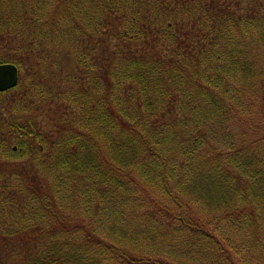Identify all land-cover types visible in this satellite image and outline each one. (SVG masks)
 <instances>
[{"label":"trees","instance_id":"trees-1","mask_svg":"<svg viewBox=\"0 0 264 264\" xmlns=\"http://www.w3.org/2000/svg\"><path fill=\"white\" fill-rule=\"evenodd\" d=\"M0 63V264H264V0H0Z\"/></svg>","mask_w":264,"mask_h":264},{"label":"rangeland","instance_id":"rangeland-1","mask_svg":"<svg viewBox=\"0 0 264 264\" xmlns=\"http://www.w3.org/2000/svg\"><path fill=\"white\" fill-rule=\"evenodd\" d=\"M68 70H70V67H69V69ZM61 87H62V89H64L66 86H65V84H62V85H60ZM54 91V89L53 88H49V89H47V93L48 92H53ZM30 96V95H29ZM44 108V107H43ZM53 108L54 109H56V107H55V105L53 106ZM50 109H51V106L48 104L46 107H45V111H46V114H45V111H43V110H37V112H35V110H33V111H31V112H29V110L28 109H25V112L27 113H23V112H21L20 113V116H24V117H26V118H31V120H38L40 123H41V125L44 127V129L46 130V129H50V127L52 126V121H51V119H53V117L50 115ZM22 111V110H21ZM29 112V113H28ZM54 112H52V114H53ZM3 161H5V160H3ZM11 163H8V162H3L2 164H5V166H6V163L7 164H10V165H14V164H16V166L18 167V169L17 170H19V172L21 171V170H24V168L22 167L23 166V164H21V163H18L19 161H10ZM6 168H8V167H6ZM14 170H16V168H14ZM27 170H29V168L27 169ZM88 200H90V202L88 203V207L86 208V209H88L89 211H85V214H84V216L86 217V218H88V219H93V217L94 218H96L95 217V214H96V211L99 209V207L97 208L96 206L97 205H102V204H99L94 198H88ZM85 203H86V201H85ZM84 203V204H85ZM98 203V204H97ZM112 208H120L119 206H117V207H112ZM77 209H79V207L77 208ZM71 210H74V209H71ZM139 211V214H140V216L138 217L139 219H141V220H143V217H144V215H142V210L141 209H139L138 210ZM70 212V211H69ZM121 212V209H117V211L115 212V211H113V210H108L107 212H105L106 213V215L108 216V217H110L111 219V221H113V222H117V219H118V215H119V213ZM101 214V213H100ZM103 215V214H102ZM93 216V217H92ZM101 217H103V216H101ZM99 218V217H98ZM119 220V219H118ZM95 225V224H94ZM32 243V242H31ZM11 244H13V242H12V240H10L9 238H6V237H2V236H0V261L1 260H6V259H8V258H10L11 257V255H13V250H14V248L16 247V245H11ZM17 248V247H16ZM18 249V248H17ZM17 252H19V250L17 251ZM15 255H13L12 256V258L14 257Z\"/></svg>","mask_w":264,"mask_h":264},{"label":"water","instance_id":"water-1","mask_svg":"<svg viewBox=\"0 0 264 264\" xmlns=\"http://www.w3.org/2000/svg\"><path fill=\"white\" fill-rule=\"evenodd\" d=\"M18 83V68L13 64H0V93L16 88Z\"/></svg>","mask_w":264,"mask_h":264}]
</instances>
